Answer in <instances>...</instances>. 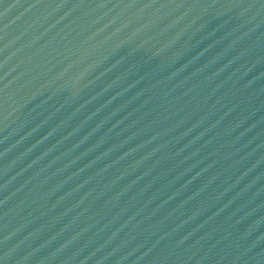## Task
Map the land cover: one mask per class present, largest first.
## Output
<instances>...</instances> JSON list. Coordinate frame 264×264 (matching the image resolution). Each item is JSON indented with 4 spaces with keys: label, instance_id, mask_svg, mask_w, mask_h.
Returning a JSON list of instances; mask_svg holds the SVG:
<instances>
[{
    "label": "water",
    "instance_id": "95a60500",
    "mask_svg": "<svg viewBox=\"0 0 264 264\" xmlns=\"http://www.w3.org/2000/svg\"><path fill=\"white\" fill-rule=\"evenodd\" d=\"M0 264H264V0H0Z\"/></svg>",
    "mask_w": 264,
    "mask_h": 264
}]
</instances>
